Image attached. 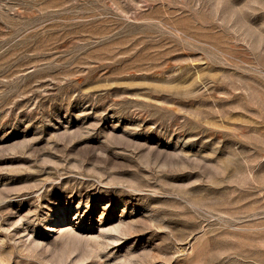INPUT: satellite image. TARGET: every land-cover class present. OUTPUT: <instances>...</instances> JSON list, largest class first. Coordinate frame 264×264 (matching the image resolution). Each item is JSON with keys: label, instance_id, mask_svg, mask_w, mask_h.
Instances as JSON below:
<instances>
[{"label": "rangeland", "instance_id": "rangeland-1", "mask_svg": "<svg viewBox=\"0 0 264 264\" xmlns=\"http://www.w3.org/2000/svg\"><path fill=\"white\" fill-rule=\"evenodd\" d=\"M0 264H264V0H0Z\"/></svg>", "mask_w": 264, "mask_h": 264}]
</instances>
